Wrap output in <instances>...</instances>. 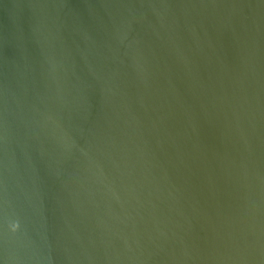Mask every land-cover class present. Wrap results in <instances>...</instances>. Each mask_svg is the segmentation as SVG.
Returning <instances> with one entry per match:
<instances>
[{"label":"water","instance_id":"1","mask_svg":"<svg viewBox=\"0 0 264 264\" xmlns=\"http://www.w3.org/2000/svg\"><path fill=\"white\" fill-rule=\"evenodd\" d=\"M0 264H264V0H0Z\"/></svg>","mask_w":264,"mask_h":264},{"label":"clouds","instance_id":"2","mask_svg":"<svg viewBox=\"0 0 264 264\" xmlns=\"http://www.w3.org/2000/svg\"><path fill=\"white\" fill-rule=\"evenodd\" d=\"M17 227H18V225H17ZM15 230V229H14Z\"/></svg>","mask_w":264,"mask_h":264}]
</instances>
